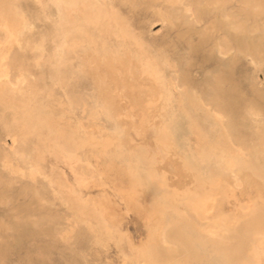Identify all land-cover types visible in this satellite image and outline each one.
Returning a JSON list of instances; mask_svg holds the SVG:
<instances>
[{"label": "rangeland", "instance_id": "obj_1", "mask_svg": "<svg viewBox=\"0 0 264 264\" xmlns=\"http://www.w3.org/2000/svg\"><path fill=\"white\" fill-rule=\"evenodd\" d=\"M99 2L106 15L90 23L67 0H0V264L237 263L250 239L238 215L264 196V0ZM88 53L131 59L111 84L119 115ZM141 91L153 110L132 107ZM176 160L197 171L185 176ZM144 167L165 183L155 211ZM229 177L238 185L205 193L207 221L186 205L195 191L177 188ZM217 216L236 231L205 233Z\"/></svg>", "mask_w": 264, "mask_h": 264}, {"label": "bare ground", "instance_id": "obj_2", "mask_svg": "<svg viewBox=\"0 0 264 264\" xmlns=\"http://www.w3.org/2000/svg\"><path fill=\"white\" fill-rule=\"evenodd\" d=\"M99 1H103V0H67V4L69 5V7L71 9L75 10H79L81 11L86 20L90 23H97L100 22L102 20V18L106 15V12L103 10V7L100 5L101 2ZM169 2L170 5L174 6L177 4V0H167ZM108 3V2H107ZM106 3V4H107ZM46 4V2L44 3ZM48 4V3H47ZM102 4V3H101ZM43 4H41L42 6ZM49 6V5H47ZM46 6V7H47ZM110 6V5H109ZM112 6V5H111ZM169 6V5H168ZM44 7V6H42ZM45 7V8H46ZM236 7V6H235ZM48 8V7H47ZM47 10V9H46ZM110 10V9H108ZM113 12V10H112ZM66 13V12H65ZM202 14V13H201ZM52 15V14H51ZM168 15V14H167ZM64 16V15H63ZM114 16V15H113ZM24 17V16H23ZM67 18V17H66ZM57 19V18H56ZM84 19V18H83ZM111 20V19H110ZM117 20V19H116ZM111 22V21H109ZM118 22V21H117ZM141 22V21H140ZM114 23V22H113ZM49 24V23H48ZM64 24V23H63ZM105 24V23H104ZM125 24V23H124ZM89 25V24H88ZM116 25V24H115ZM82 26V25H81ZM6 27V26H5ZM2 28V27H1ZM49 28V27H48ZM80 28V27H79ZM115 28V27H114ZM7 29V28H6ZM54 29V28H53ZM53 29H51L53 31ZM86 29V28H85ZM84 29V30H85ZM127 29V28H126ZM5 30V29H4ZM87 30V29H86ZM85 30V31H86ZM119 30V29H118ZM84 31V32H85ZM90 31V30H89ZM97 32V31H96ZM51 33V32H50ZM98 33V32H97ZM104 33V32H103ZM227 33V32H226ZM225 33V34H226ZM71 34V33H68ZM74 34V33H73ZM91 34V33H90ZM119 34V33H118ZM14 35V34H13ZM89 35V34H88ZM104 35V34H103ZM12 35L10 33H8V37H11ZM90 36V35H89ZM15 37V36H14ZM121 37V36H120ZM134 37V36H133ZM240 37V36H239ZM246 37V35H245ZM51 38V37H50ZM232 38V37H231ZM105 39V38H104ZM107 39V37H106ZM110 39V38H109ZM241 39V37H240ZM246 39V38H245ZM244 39V42H245ZM101 40V39H100ZM233 40V39H232ZM238 40V39H236ZM242 40V39H241ZM1 41V39H0ZM113 41V40H112ZM52 42V41H50ZM96 42V41H95ZM240 42V40H239ZM20 43V42H19ZM97 43V42H96ZM99 43V42H98ZM110 43V42H109ZM235 43V41H234ZM114 44V43H113ZM123 44V43H122ZM131 44V43H130ZM238 45V43H236ZM110 45V44H109ZM128 45V44H127ZM245 45V43H244ZM244 45L241 44L242 47H244ZM21 46V45H20ZM103 46V45H102ZM129 46V45H128ZM115 47V46H114ZM130 47V46H129ZM65 48L67 49L68 53H71V50L69 49V46L67 45V43L65 44ZM117 48V47H116ZM52 49V48H51ZM242 49V48H241ZM129 50V49H128ZM244 50V49H243ZM123 51V50H122ZM130 51V50H129ZM60 52V51H59ZM131 52V51H130ZM114 53V52H113ZM117 54V53H116ZM136 54V53H135ZM119 55V54H118ZM130 55V53L128 54ZM127 55V56H128ZM220 55V54H219ZM140 56V54H139ZM138 56V57H139ZM135 57V55H134ZM129 57H121V56H115L113 54L110 53V55H95V54H86L84 55L83 59L85 61V63L87 64V66H90L91 68V73L93 74V76L96 78V83L99 86L100 92L104 98V103L106 108L113 114L115 115H119L123 110H124V106H121L120 103H117V99L120 97H118V91H116L115 88H113L111 86V84H113L114 82H118L119 80H121V75L119 74V68L117 67L118 65H123L121 67H124V65H127V63L129 62ZM2 59V58H1ZM4 59V58H3ZM2 59V60H3ZM140 58H138L139 60ZM143 59V58H142ZM5 60V59H4ZM3 60V61H4ZM131 60V59H130ZM140 61V60H139ZM58 62V61H57ZM136 62V60H135ZM82 63V62H81ZM131 63V62H130ZM138 63V62H137ZM104 65L106 67V72L105 73H101L99 71L100 67ZM136 65V64H135ZM140 65V64H139ZM148 65V64H147ZM78 66V65H77ZM128 66V65H127ZM137 66V65H136ZM153 66V65H152ZM120 67V68H121ZM89 68V67H88ZM89 68V69H90ZM128 68V67H127ZM126 68V69H127ZM143 68V67H142ZM2 69V68H1ZM119 69V70H118ZM140 69V68H138ZM130 70V69H129ZM152 71V70H150ZM5 70L0 71V76L1 74H4ZM89 72V71H88ZM136 72V71H135ZM90 73V72H89ZM134 73V71H133ZM142 73V72H141ZM8 75V74H7ZM80 75V74H79ZM136 75V73H135ZM135 75L131 74V77L133 80H135ZM142 75V74H141ZM90 76V75H89ZM147 76V75H146ZM163 76V75H162ZM2 77V76H1ZM68 77V76H67ZM137 77V76H136ZM91 78V77H90ZM145 78V77H144ZM139 79V78H138ZM143 80V79H141ZM136 81V80H135ZM149 81V80H148ZM151 81L157 82V77L155 75H153V77L151 78ZM161 81V80H160ZM124 82V81H123ZM126 82V81H125ZM163 83V82H162ZM39 87V86H38ZM96 87V86H95ZM128 87L130 88V90L134 93L136 92V90H138L139 88L136 86V84L134 82H130V84L128 85ZM79 88V87H78ZM126 90V89H125ZM129 90V91H130ZM140 90V89H139ZM121 91L123 92V90L121 89ZM151 91V90H150ZM155 91V90H154ZM217 91V90H216ZM27 92V91H26ZM97 92V91H96ZM99 92V91H98ZM139 96L137 100H134V104H133V108H137L138 110H141L142 112L145 111H149L151 110V106L149 105L153 100L151 99V97H149V94H144V92H138ZM162 93V92H161ZM151 94V93H150ZM36 95V94H35ZM120 95V94H119ZM125 95V93H124ZM63 96V94H62ZM96 96V95H95ZM156 96V95H155ZM126 97V95H125ZM161 95L158 94V98H160ZM163 98V97H162ZM120 99V98H119ZM134 99V98H133ZM162 100V99H161ZM158 101V100H157ZM160 101V100H159ZM35 103V102H34ZM144 103H147V105H144ZM154 103V102H153ZM159 103V102H158ZM159 105V104H158ZM161 105V104H160ZM42 106V105H41ZM40 106V107H41ZM68 106V105H67ZM160 107V106H159ZM39 109V108H38ZM30 110V109H28ZM35 110V109H34ZM134 110V109H133ZM153 110V109H152ZM31 111V110H30ZM29 111V113H30ZM43 111V110H42ZM41 111V112H42ZM63 111V110H62ZM153 114L155 111H152ZM15 113V112H14ZM25 113V111H24ZM127 113V112H126ZM148 113V112H147ZM157 113V112H156ZM33 114V113H32ZM41 114V113H40ZM46 114V113H45ZM130 114V113H129ZM152 114V113H151ZM160 114V113H159ZM27 115V114H26ZM30 115V114H29ZM34 116V115H33ZM151 116V115H150ZM23 117V116H22ZM21 117V118H22ZM50 117V116H49ZM114 117V116H113ZM24 118V117H23ZM130 118V117H129ZM159 118V117H158ZM28 119V118H27ZM50 119V118H49ZM48 119V122H49ZM25 120V118H24ZM117 120V119H116ZM119 120V119H118ZM16 121V120H15ZM120 121V120H119ZM132 121V120H131ZM156 121V120H155ZM24 122V121H23ZM122 122V121H121ZM26 123V122H25ZM124 124H126L123 121ZM122 123V124H123ZM157 123V122H156ZM24 124V123H23ZM58 124V123H57ZM154 124V123H153ZM152 125V124H151ZM158 125V124H157ZM61 127V126H60ZM129 127V126H128ZM156 127V125H155ZM40 128V127H39ZM123 128V127H122ZM128 128H126L127 130ZM154 130V128H152ZM20 131V130H19ZM125 131V130H124ZM155 131V130H154ZM54 132V130H53ZM51 132V133H53ZM34 133V132H33ZM43 133V132H42ZM62 133V132H61ZM25 134L27 135V132H25ZM29 134V133H28ZM127 134V133H126ZM125 134V135H126ZM155 134V132H154ZM25 135V136H26ZM41 135V134H39ZM55 135V134H54ZM68 135V134H67ZM153 135V133H152ZM159 135V134H158ZM154 136V135H153ZM57 137V136H56ZM25 138V137H24ZM58 138V137H57ZM56 138V139H57ZM126 138V137H124ZM92 139V138H91ZM157 142L161 143L165 141V138H162L161 136H157ZM126 141V140H123ZM111 142V141H110ZM125 143V142H124ZM123 143V144H124ZM156 143V142H155ZM127 144L129 145L130 148H133L134 145L131 144V141H128ZM139 144V143H138ZM142 144V143H141ZM140 144V145H141ZM146 144V143H145ZM157 144V143H156ZM125 145V144H124ZM144 146V144H143ZM146 146V145H145ZM113 148V147H112ZM146 148V147H145ZM150 149V148H149ZM132 150V149H131ZM179 150V149H178ZM156 151V150H155ZM154 151V153H155ZM134 152V151H133ZM151 152V151H149ZM153 152V151H152ZM160 152V151H159ZM157 153V152H156ZM224 153V152H223ZM70 154V153H69ZM153 154V153H152ZM173 154V153H172ZM63 155V154H62ZM74 156V155H73ZM157 157V156H156ZM245 157V156H244ZM168 159V158H167ZM231 159V158H229ZM236 159V158H235ZM159 160V159H158ZM171 160V158H170ZM10 161V160H9ZM169 161V160H168ZM177 161V160H176ZM133 162V161H132ZM171 161H169L170 163ZM232 162V161H231ZM7 164V163H6ZM175 166L178 167V169L181 171L180 173H183L184 175L189 173H193L195 171H197V167L192 164L191 162H184V163H180V162H176L173 163ZM132 165V164H131ZM161 167V166H159ZM172 167V166H171ZM234 167V166H233ZM134 168V167H133ZM142 168V167H141ZM173 168V167H172ZM176 168V167H174ZM160 169V168H158ZM163 169V167L161 168ZM166 170V169H165ZM199 170V169H198ZM174 171V170H172ZM33 172V171H31ZM30 172V173H31ZM35 173V172H34ZM256 172H254L253 170H250V172L248 173L249 176L255 175ZM23 174V173H22ZM143 174L145 177V180L147 182V188L149 190V192L155 196V205H154V211L156 210V208L159 205V198L162 197L161 191L160 189L165 185V183L163 182H155L152 179V168L151 167H144L143 168ZM246 174V175H248ZM29 175V174H28ZM183 175V176H184ZM241 175V174H240ZM244 175V173H243ZM186 176V175H185ZM188 176V175H187ZM192 176V175H191ZM190 176V177H191ZM227 178V177H226ZM231 178V177H229ZM243 178V176H242ZM220 179V178H219ZM222 179V178H221ZM257 179V178H254ZM253 179V180H254ZM32 180V179H31ZM259 180V179H258ZM78 181V180H77ZM83 181V180H82ZM131 181V180H130ZM192 181L194 182V180L192 179ZM242 181V180H239ZM190 182V181H187ZM222 182H227V183H231L233 185H238V179L237 178H231L230 180H218L216 182L213 181H209L207 182L201 189L199 190H194L192 188V184L190 182V186L188 184H182V183H178L180 185L177 186L178 190H193L195 191V194L197 195L196 199H192L190 198V200L186 201V205L190 208V212L193 213V215L201 221H207L209 220L208 217V212L210 209H212L214 207V200L210 199V195H207L205 193H210L211 191L214 190H220L221 188V183ZM254 182V181H253ZM252 182V183H253ZM177 183H175V185H177ZM251 183V184H252ZM169 184V183H168ZM170 185V184H169ZM174 186V184H172ZM241 185V183H240ZM255 185H261V181H258V184L256 183ZM171 187V186H170ZM175 187V186H174ZM232 187V186H231ZM263 187V186H262ZM264 188V187H263ZM235 189V188H234ZM132 188L130 187V190L127 192L128 195L132 194ZM258 191V189H257ZM134 192V190H133ZM147 193V192H145ZM150 194V195H151ZM258 195H260L258 193ZM126 196V195H125ZM132 197V196H131ZM264 197V196H263ZM263 197H259L255 200V198H252V201L255 200L252 204V206H250V208L248 209L247 212H241L238 215V224H243L244 228H243V232L245 234H247V236H250V239H248L247 243H248V249H247V253L245 255V257L241 258L237 263L235 264H264V198ZM213 198V197H212ZM130 199V198H129ZM131 200V199H130ZM169 200L171 202V204H176L178 202H181L182 199L179 198V196L176 194L175 196H170ZM129 201V200H128ZM132 201V200H131ZM135 205V201H132ZM223 202V201H222ZM221 203V202H220ZM131 204V203H130ZM138 204V203H137ZM251 205V204H250ZM134 208H136L134 206ZM103 209V208H102ZM102 211V210H101ZM139 211V210H138ZM109 212V211H108ZM107 212V213H108ZM111 212V211H110ZM144 213V212H143ZM154 213V212H153ZM112 214V212L110 213ZM106 215V212H105ZM113 215V214H112ZM145 215V214H144ZM146 216V215H145ZM105 218V217H104ZM155 218L158 221H163L162 217L160 215L155 214ZM154 220V219H153ZM146 221V220H145ZM148 221V220H147ZM214 223H210L207 224L205 226V233L209 234L211 237L215 238V240H219L220 239V235L221 233H226V232H233L236 231V229L232 228L231 226L227 225L226 223L223 222V220L217 216L215 218V220H213ZM160 229V228H159ZM238 231V230H237ZM196 234V233H194ZM159 242L162 244H168V241L166 239L165 236V230H162V232L159 234ZM191 243V240H190ZM197 245V244H196ZM195 245V246H196ZM200 246V245H199ZM147 247V245H146ZM209 249V248H207ZM210 250V249H209ZM213 251V250H212ZM203 252L201 251V254ZM212 253V252H211ZM149 255V254H148ZM146 256V255H145ZM209 256V255H208ZM220 257V256H219ZM218 257V258H219ZM209 258V257H208ZM212 258V257H211ZM218 258H213V260H218ZM222 260V258H219ZM212 260V261H213ZM214 260V261H215ZM220 260V261H221ZM213 261V262H214ZM218 261H216L217 263ZM222 262V261H221ZM144 264V263H143ZM148 264H160L159 262H154V263H148ZM226 264H234V263H226Z\"/></svg>", "mask_w": 264, "mask_h": 264}]
</instances>
